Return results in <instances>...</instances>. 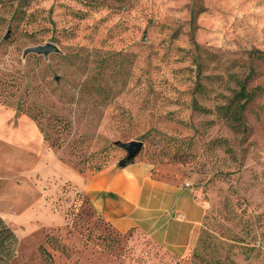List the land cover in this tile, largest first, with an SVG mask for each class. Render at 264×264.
<instances>
[{"label": "rangeland", "instance_id": "rangeland-1", "mask_svg": "<svg viewBox=\"0 0 264 264\" xmlns=\"http://www.w3.org/2000/svg\"><path fill=\"white\" fill-rule=\"evenodd\" d=\"M46 42L60 53L23 56ZM0 107L59 163L0 174V216L23 228L6 264H264V0H0ZM132 141L129 163L169 167L205 211L184 258L116 231L82 189Z\"/></svg>", "mask_w": 264, "mask_h": 264}, {"label": "crops", "instance_id": "crops-1", "mask_svg": "<svg viewBox=\"0 0 264 264\" xmlns=\"http://www.w3.org/2000/svg\"><path fill=\"white\" fill-rule=\"evenodd\" d=\"M50 164L59 166L34 121L0 107V174L19 178ZM171 170L163 167L162 174L154 177L143 164L129 163L91 176L81 186L94 212L116 231L142 232L175 257L184 258L205 211L191 187H184L178 177L172 178ZM178 214L183 217L178 218ZM37 218L21 212L12 220L24 224L27 236H31L41 231V224L30 221ZM12 229L20 246L23 228L13 223Z\"/></svg>", "mask_w": 264, "mask_h": 264}, {"label": "trees", "instance_id": "trees-1", "mask_svg": "<svg viewBox=\"0 0 264 264\" xmlns=\"http://www.w3.org/2000/svg\"><path fill=\"white\" fill-rule=\"evenodd\" d=\"M241 91L244 90V83L238 81ZM241 98H246L243 92H240ZM18 237L13 229H11L6 222L0 216V264H6L17 246ZM41 254L45 253V249L42 246L38 247ZM199 256V257H198ZM186 264H237L231 259H218L213 256L192 255L190 260Z\"/></svg>", "mask_w": 264, "mask_h": 264}, {"label": "water", "instance_id": "water-1", "mask_svg": "<svg viewBox=\"0 0 264 264\" xmlns=\"http://www.w3.org/2000/svg\"><path fill=\"white\" fill-rule=\"evenodd\" d=\"M30 53L42 55V57L46 59L51 54H59L60 49L55 44L51 42H46L42 45L26 47L22 52L23 56ZM121 147L126 151V157L124 160L126 163H129L138 154L139 150L142 147V142L132 141L129 143L121 144Z\"/></svg>", "mask_w": 264, "mask_h": 264}, {"label": "built area", "instance_id": "built-area-1", "mask_svg": "<svg viewBox=\"0 0 264 264\" xmlns=\"http://www.w3.org/2000/svg\"><path fill=\"white\" fill-rule=\"evenodd\" d=\"M177 216H178V218H180V219L183 217L181 214H178ZM190 250H191V248H190Z\"/></svg>", "mask_w": 264, "mask_h": 264}]
</instances>
